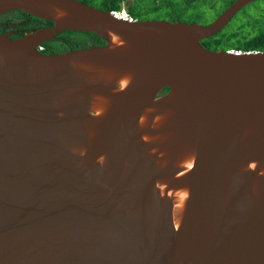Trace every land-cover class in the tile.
I'll list each match as a JSON object with an SVG mask.
<instances>
[{
	"label": "water",
	"instance_id": "1",
	"mask_svg": "<svg viewBox=\"0 0 264 264\" xmlns=\"http://www.w3.org/2000/svg\"><path fill=\"white\" fill-rule=\"evenodd\" d=\"M206 25L0 0V264H264V52ZM103 45L43 54L62 32ZM164 89L166 92L159 95Z\"/></svg>",
	"mask_w": 264,
	"mask_h": 264
},
{
	"label": "trees",
	"instance_id": "2",
	"mask_svg": "<svg viewBox=\"0 0 264 264\" xmlns=\"http://www.w3.org/2000/svg\"><path fill=\"white\" fill-rule=\"evenodd\" d=\"M91 7L120 14L121 3L125 0H77ZM220 1L221 7L215 10V4ZM234 0H133L123 13L131 20H163L168 16L169 21L197 23L202 22L208 10L219 14ZM252 7L258 13L250 17L243 10ZM242 11V24L228 29L226 26L219 32L201 41L207 50L235 52H264V0H257ZM210 23V22H209ZM51 22L33 18L20 11H10L0 14V34L11 33L9 38L20 37L29 31L50 27ZM103 45V42L93 34L83 32H62L53 40L44 42L43 54H58L67 50ZM166 92L164 89L159 95Z\"/></svg>",
	"mask_w": 264,
	"mask_h": 264
},
{
	"label": "rangeland",
	"instance_id": "3",
	"mask_svg": "<svg viewBox=\"0 0 264 264\" xmlns=\"http://www.w3.org/2000/svg\"><path fill=\"white\" fill-rule=\"evenodd\" d=\"M121 5H122V3H121ZM221 7V2L220 1H218L216 4H215V10H217V9H219ZM122 8L123 7H121L120 8V10H119V12H120V14L121 15H124L123 13H126L124 10H122ZM214 11H212V10H208V13H207V15H205V17H204V19L202 20V22H204V23H209V22H211L215 17H216V15H217V13H213ZM243 12H245V14H248L250 17H252V16H257V11L255 10V9H253L252 7H247V8H245L244 10H243ZM126 17V16H125ZM162 19L163 20H165V21H169V18H168V16H166V17H162ZM242 20H243V17H242V11L240 12H238L230 21H229V23L227 24V25H229L228 26V29H231V27L232 28H234V27H236V26H238V25H240V24H242L243 22H242ZM183 22V21H182Z\"/></svg>",
	"mask_w": 264,
	"mask_h": 264
},
{
	"label": "flooded vegetation",
	"instance_id": "4",
	"mask_svg": "<svg viewBox=\"0 0 264 264\" xmlns=\"http://www.w3.org/2000/svg\"><path fill=\"white\" fill-rule=\"evenodd\" d=\"M132 1H133V0H125V1L122 3V5H121V7H123L122 10H124V11L126 12V8L130 5V3H131ZM256 1H257V0H256ZM253 2H255V1H253ZM253 2H251V3H253ZM251 3H249V4H251ZM249 4H248V5H249ZM246 6H247V5H245L243 8H245ZM243 8H242V9H243ZM240 10H241V9H240ZM240 10H239V11H240ZM239 11H238V12H239ZM238 12H237V13H238ZM237 13H236V14H237ZM236 14H235V15H236ZM217 15H218V14H217ZM217 15H216V16H217ZM235 15H234V16H235ZM234 16H233V17H234ZM233 17H232V18H233ZM232 18H231V19H232ZM231 19H230V20H231ZM195 24H197V23H195ZM201 25H202V24H201ZM8 33H9V32H8ZM9 34L11 35V33H9ZM43 43H44V42H43ZM43 43H41V45H42ZM199 43H200V45H201V41H200ZM41 45H40V48H41L40 51L42 50V46H41ZM201 46H202V45H201ZM203 47H204V46H203ZM204 48H205V47H204ZM205 49H206V48H205ZM58 54H60V53H58Z\"/></svg>",
	"mask_w": 264,
	"mask_h": 264
},
{
	"label": "built area",
	"instance_id": "5",
	"mask_svg": "<svg viewBox=\"0 0 264 264\" xmlns=\"http://www.w3.org/2000/svg\"><path fill=\"white\" fill-rule=\"evenodd\" d=\"M123 16H125V15H123Z\"/></svg>",
	"mask_w": 264,
	"mask_h": 264
}]
</instances>
